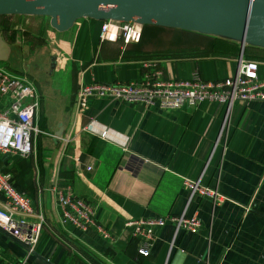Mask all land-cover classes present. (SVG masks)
I'll list each match as a JSON object with an SVG mask.
<instances>
[{
	"label": "crops",
	"instance_id": "obj_1",
	"mask_svg": "<svg viewBox=\"0 0 264 264\" xmlns=\"http://www.w3.org/2000/svg\"><path fill=\"white\" fill-rule=\"evenodd\" d=\"M1 17L0 67L34 88L39 134L27 158L0 155V171L44 223L32 255L0 232V264H264V101L234 103L221 129L217 104L160 109L90 98L81 107L77 99L81 87L139 81L151 66L162 80L210 82L233 77L242 59L257 64L264 82V48L154 26L123 45L99 41L101 22L91 19L56 33L46 17L12 25ZM37 48L46 86L10 62ZM182 178L223 200L187 201ZM66 192L89 205L110 240L61 229L56 198ZM181 213L195 215L197 233L155 228L148 257L137 255L126 223Z\"/></svg>",
	"mask_w": 264,
	"mask_h": 264
},
{
	"label": "built area",
	"instance_id": "obj_2",
	"mask_svg": "<svg viewBox=\"0 0 264 264\" xmlns=\"http://www.w3.org/2000/svg\"><path fill=\"white\" fill-rule=\"evenodd\" d=\"M141 35V25L134 21H102L99 41L120 40L123 45L136 44ZM257 64L239 59L233 77L219 81H203L198 77L190 80H162L160 71L151 66L139 81L126 84L94 83L81 87L77 99L81 107L90 98L116 101L125 105L158 107L160 109L193 108L201 103L217 104L224 107L226 125L228 113L234 103L264 101V82L257 79ZM38 102L34 88L25 80L16 77L0 67V155H11L20 159L31 155L33 142L39 131L35 124ZM87 132V131H85ZM90 132V131H88ZM100 139L105 133H100ZM11 175L0 171V232L17 242L26 255H32L43 227V217L35 212L29 200L15 191ZM181 185L187 193V201L192 197L221 203L223 200L215 191L201 185L198 180L182 178ZM61 229L72 233L93 232L104 240H110L107 230L96 223L89 205L68 192L59 193L56 198ZM170 225L174 234L179 231L197 233L199 222L195 215L139 218L129 221L125 227L137 240L136 253L142 258L149 255V245L153 241L155 228Z\"/></svg>",
	"mask_w": 264,
	"mask_h": 264
},
{
	"label": "water",
	"instance_id": "obj_3",
	"mask_svg": "<svg viewBox=\"0 0 264 264\" xmlns=\"http://www.w3.org/2000/svg\"><path fill=\"white\" fill-rule=\"evenodd\" d=\"M0 16L46 17L56 33L80 19L134 21L264 48V0H0Z\"/></svg>",
	"mask_w": 264,
	"mask_h": 264
},
{
	"label": "rangeland",
	"instance_id": "obj_4",
	"mask_svg": "<svg viewBox=\"0 0 264 264\" xmlns=\"http://www.w3.org/2000/svg\"><path fill=\"white\" fill-rule=\"evenodd\" d=\"M4 17H11L10 18V22L8 21V23H10V25H12L11 23H13L12 20H14V22L16 21V19H18L20 16H4ZM4 19L3 17L0 18V21ZM9 19V18H8ZM100 22V21H99ZM40 49L37 48L35 50H23V57H16L14 59V61H11V66L12 68H15V70L18 71V69H22L23 70V75H25L26 73H28L30 76H34L36 81L38 83L43 84L44 86L45 83L44 78L46 75V71H42V66L41 64H45V58L44 56H40ZM16 63V66L14 65ZM11 68V67H10ZM49 72V70H48ZM59 76V75H58ZM54 81H56V76H52L51 77Z\"/></svg>",
	"mask_w": 264,
	"mask_h": 264
}]
</instances>
